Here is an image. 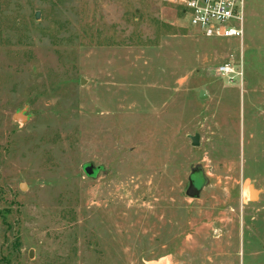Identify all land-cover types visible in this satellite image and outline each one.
I'll use <instances>...</instances> for the list:
<instances>
[{
  "label": "rangeland",
  "instance_id": "rangeland-1",
  "mask_svg": "<svg viewBox=\"0 0 264 264\" xmlns=\"http://www.w3.org/2000/svg\"><path fill=\"white\" fill-rule=\"evenodd\" d=\"M243 32L165 0H0V264H264V0Z\"/></svg>",
  "mask_w": 264,
  "mask_h": 264
},
{
  "label": "built area",
  "instance_id": "built-area-1",
  "mask_svg": "<svg viewBox=\"0 0 264 264\" xmlns=\"http://www.w3.org/2000/svg\"><path fill=\"white\" fill-rule=\"evenodd\" d=\"M187 14L191 26L206 38L242 40L244 32V0H165ZM223 77L242 80L241 66L236 70L225 63L217 68Z\"/></svg>",
  "mask_w": 264,
  "mask_h": 264
},
{
  "label": "water",
  "instance_id": "water-1",
  "mask_svg": "<svg viewBox=\"0 0 264 264\" xmlns=\"http://www.w3.org/2000/svg\"><path fill=\"white\" fill-rule=\"evenodd\" d=\"M39 18V13L35 14V20ZM199 97H202V93L199 94ZM27 113V107H24L23 109L15 112L13 115V120L25 124L29 117L26 114ZM191 145L194 147H197L199 145V136L194 135L193 137H190ZM100 170V167L95 168L93 164L88 163L83 166V172L87 177H95L97 172ZM188 186L185 191V196L190 199H198L200 196V193L203 189V186L205 184V179L203 176L202 171L199 168L192 169L190 172V175L187 179ZM23 186H20V189H23ZM249 200L254 201L257 199V193L258 191H255L252 186H249Z\"/></svg>",
  "mask_w": 264,
  "mask_h": 264
},
{
  "label": "crops",
  "instance_id": "crops-1",
  "mask_svg": "<svg viewBox=\"0 0 264 264\" xmlns=\"http://www.w3.org/2000/svg\"><path fill=\"white\" fill-rule=\"evenodd\" d=\"M167 20L165 23L170 26H179L178 25V18L176 17V13L174 12H166Z\"/></svg>",
  "mask_w": 264,
  "mask_h": 264
},
{
  "label": "bare ground",
  "instance_id": "bare-ground-1",
  "mask_svg": "<svg viewBox=\"0 0 264 264\" xmlns=\"http://www.w3.org/2000/svg\"><path fill=\"white\" fill-rule=\"evenodd\" d=\"M249 188V187H248ZM248 192H249V189H248ZM250 195V194H249Z\"/></svg>",
  "mask_w": 264,
  "mask_h": 264
},
{
  "label": "trees",
  "instance_id": "trees-1",
  "mask_svg": "<svg viewBox=\"0 0 264 264\" xmlns=\"http://www.w3.org/2000/svg\"><path fill=\"white\" fill-rule=\"evenodd\" d=\"M169 28V27H168Z\"/></svg>",
  "mask_w": 264,
  "mask_h": 264
}]
</instances>
